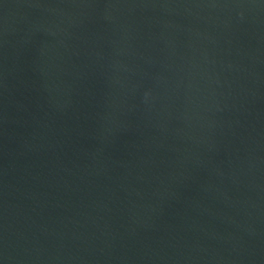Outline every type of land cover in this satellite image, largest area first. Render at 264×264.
I'll return each instance as SVG.
<instances>
[{"label": "water", "instance_id": "water-1", "mask_svg": "<svg viewBox=\"0 0 264 264\" xmlns=\"http://www.w3.org/2000/svg\"><path fill=\"white\" fill-rule=\"evenodd\" d=\"M0 264H264V0H0Z\"/></svg>", "mask_w": 264, "mask_h": 264}]
</instances>
